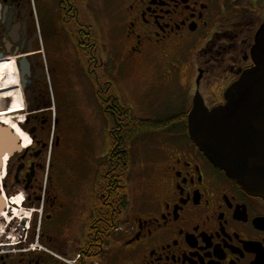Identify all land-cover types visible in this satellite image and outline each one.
Listing matches in <instances>:
<instances>
[{
	"label": "flooded vegetation",
	"instance_id": "af4514ba",
	"mask_svg": "<svg viewBox=\"0 0 264 264\" xmlns=\"http://www.w3.org/2000/svg\"><path fill=\"white\" fill-rule=\"evenodd\" d=\"M109 2L112 69L89 26L75 31L87 64H48L33 0H0V124L20 135L22 147L1 156L0 264H264V199L214 165L188 122L195 97L205 102L202 86H220L212 105L205 102L209 109L224 105L227 89L254 65L264 0ZM61 4L64 19L77 22L76 0ZM185 62L196 71L188 92L170 69ZM100 68L106 79L98 87ZM129 74L142 78L137 87H129ZM93 88L120 133L128 129L127 109L165 122L151 128L149 148L140 146L152 157L133 203L128 182L123 199L114 180L129 174L131 149L148 128L128 149L111 146L102 189L101 180L62 172L53 161L54 149H69L72 96ZM120 92H135L137 107Z\"/></svg>",
	"mask_w": 264,
	"mask_h": 264
},
{
	"label": "rangeland",
	"instance_id": "374dc122",
	"mask_svg": "<svg viewBox=\"0 0 264 264\" xmlns=\"http://www.w3.org/2000/svg\"><path fill=\"white\" fill-rule=\"evenodd\" d=\"M63 0H33L37 6L39 18L44 29L43 43L46 48L48 64H87L85 55H81L76 47L75 31L80 28L90 27L92 31L93 41L95 43L96 52L108 66L106 68H115V64H111L112 54L109 51L110 38L108 34V15L110 10L109 0H76V6L79 8L80 16L78 21L67 22L65 12L62 7ZM77 23V24H76ZM71 29V31H70ZM71 62V63H70ZM175 66V67H174ZM177 68V69H176ZM170 69L175 72V79L178 82L187 84L185 87L187 92L194 84L196 85L195 69L193 64H173ZM104 69H99L100 76ZM112 71V70H111ZM130 75V76H129ZM126 75V81L129 87H137L142 81L141 77ZM181 76V77H180ZM105 77H100V83H104ZM206 83H204L205 87ZM218 84L208 83L207 87L203 88L202 93L205 95V102L211 106L215 100V94L219 91ZM118 90V89H117ZM80 92V88H79ZM77 92L72 96L70 109L68 108V125L69 131V149L53 151V157L62 172L78 174L89 179L101 180L103 173V161L108 154L112 140L110 137L111 118L105 112V104L97 92L93 88L90 90L89 96H82ZM185 93L186 90L178 88V93ZM123 100L126 99V104H135L136 93L129 92V96H125L122 92ZM160 100H157L158 102ZM161 102L159 106H162ZM144 105V104H143ZM168 102L163 108L170 107ZM134 118H157L159 116H144L141 111L131 113ZM153 129L143 130L139 140L133 145L131 152L133 156L132 162L129 164V174H127L128 188L130 191L129 203H133L139 197L140 187L142 186V171L143 167H147L151 154L141 152L140 146L150 147L152 141ZM144 148V147H142ZM51 155V150L48 152ZM65 157V158H64ZM151 162V161H150ZM149 162V164H150ZM132 212V209H131ZM128 219V217H126Z\"/></svg>",
	"mask_w": 264,
	"mask_h": 264
},
{
	"label": "water",
	"instance_id": "95a60500",
	"mask_svg": "<svg viewBox=\"0 0 264 264\" xmlns=\"http://www.w3.org/2000/svg\"><path fill=\"white\" fill-rule=\"evenodd\" d=\"M252 55L254 65L227 89L226 103L209 109L198 94L188 122L191 139L214 165L240 188L264 199V25ZM20 140L0 124V165L2 154L21 151Z\"/></svg>",
	"mask_w": 264,
	"mask_h": 264
},
{
	"label": "trees",
	"instance_id": "16d2710c",
	"mask_svg": "<svg viewBox=\"0 0 264 264\" xmlns=\"http://www.w3.org/2000/svg\"><path fill=\"white\" fill-rule=\"evenodd\" d=\"M107 115L111 118V129H110V137L112 140V146H123L124 148L128 149L136 140L138 137V134L143 130V129H149V128H156V127H164L165 122H162L161 120H152V119H137L134 118L132 116V114L130 113V111L127 109L124 113V117L125 120L128 122V129L122 133L116 131L114 128L116 127V125L118 124L117 120L115 119V117L113 115H109L107 113ZM113 126H115L113 128ZM129 161L131 159L126 158L124 159V161ZM108 163V159H104L103 161V166H107ZM122 163V162H121ZM116 165V164H115ZM122 167V165H121ZM106 169H104L105 172ZM103 176L101 177V181L99 183V188L102 189L105 187V184L103 185L102 182L103 180ZM126 180H127V173H126V169L124 171H122L121 176H119L118 179L114 180V188L117 189L115 190L116 193V197L120 198L123 197L124 199V190H126ZM125 203V201H123V204Z\"/></svg>",
	"mask_w": 264,
	"mask_h": 264
},
{
	"label": "bare ground",
	"instance_id": "6f19581e",
	"mask_svg": "<svg viewBox=\"0 0 264 264\" xmlns=\"http://www.w3.org/2000/svg\"><path fill=\"white\" fill-rule=\"evenodd\" d=\"M23 200H24V199H23L22 195H21V196H18V198H16V203H17V204H22ZM18 215H19L21 218H22V216H23V217H26V215H24V213H22V214H21V213H18ZM23 220H24V219H23Z\"/></svg>",
	"mask_w": 264,
	"mask_h": 264
},
{
	"label": "crops",
	"instance_id": "0c3cea01",
	"mask_svg": "<svg viewBox=\"0 0 264 264\" xmlns=\"http://www.w3.org/2000/svg\"><path fill=\"white\" fill-rule=\"evenodd\" d=\"M65 158V157H64Z\"/></svg>",
	"mask_w": 264,
	"mask_h": 264
}]
</instances>
